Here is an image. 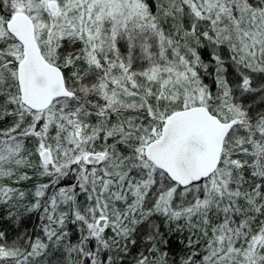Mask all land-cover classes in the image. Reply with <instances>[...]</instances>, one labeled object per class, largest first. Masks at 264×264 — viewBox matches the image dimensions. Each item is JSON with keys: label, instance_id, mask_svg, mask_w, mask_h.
Masks as SVG:
<instances>
[{"label": "snow or ice", "instance_id": "1", "mask_svg": "<svg viewBox=\"0 0 264 264\" xmlns=\"http://www.w3.org/2000/svg\"><path fill=\"white\" fill-rule=\"evenodd\" d=\"M0 264H264V0H0Z\"/></svg>", "mask_w": 264, "mask_h": 264}, {"label": "rangeland", "instance_id": "2", "mask_svg": "<svg viewBox=\"0 0 264 264\" xmlns=\"http://www.w3.org/2000/svg\"><path fill=\"white\" fill-rule=\"evenodd\" d=\"M122 51H123V49H122ZM139 54L137 53V56H138ZM134 67H137V68H139L140 67V62L137 60V62H136V64L134 65Z\"/></svg>", "mask_w": 264, "mask_h": 264}, {"label": "trees", "instance_id": "3", "mask_svg": "<svg viewBox=\"0 0 264 264\" xmlns=\"http://www.w3.org/2000/svg\"><path fill=\"white\" fill-rule=\"evenodd\" d=\"M211 78H209V82H210ZM33 221H29V224H31ZM6 226V225H5Z\"/></svg>", "mask_w": 264, "mask_h": 264}]
</instances>
